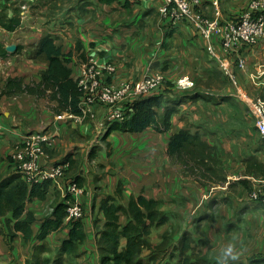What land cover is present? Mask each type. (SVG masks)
Segmentation results:
<instances>
[{
    "label": "crops",
    "instance_id": "crops-1",
    "mask_svg": "<svg viewBox=\"0 0 264 264\" xmlns=\"http://www.w3.org/2000/svg\"><path fill=\"white\" fill-rule=\"evenodd\" d=\"M198 1L195 10L212 19V0ZM161 4L162 0H0V10L8 18L15 11L20 14L16 30L8 32L0 27V41L4 42L0 48L6 51L0 57V82L10 77L39 82L48 63L25 54L49 35L68 60L73 79L91 57L115 64L117 72L108 80L115 86L148 73H162L163 86L143 98L159 99L160 117L173 110L167 132L152 128L139 133L114 130L103 138L108 125L102 131L98 124L105 120V106L94 105L90 116L72 121L65 113L54 114L48 106L54 104L47 99L25 94L0 97V180L16 173L10 155L24 135L57 130V143L43 161L50 165L67 162L66 177L77 179L84 190L79 241L70 237L72 223L66 219L58 230L39 239L43 221L53 218L57 205H64L62 192L51 184H47L43 200L34 198L25 205L22 219L27 214L33 217L30 239L17 233L9 244L4 237V218L0 217V264H26L40 241L57 249L67 240L79 244L74 264H97L96 226L104 222L101 202L114 197L126 206L131 196L138 195L160 201L159 210L167 216L175 215L182 222L193 220L188 227H200L204 240L199 252L214 264L221 249L230 243L236 258L228 264L264 261V200L250 199L257 181L264 179V141L251 112L238 102L233 85L207 54L199 32L187 22L161 16ZM246 5L247 0H220L221 22L233 18ZM10 46L23 49L9 52ZM239 57L246 67H233L236 82L246 93L257 96L264 84V39L255 47L233 52L230 63ZM183 79L192 86H179ZM181 130L197 133L204 143L216 148L224 184L202 187L167 155L170 137Z\"/></svg>",
    "mask_w": 264,
    "mask_h": 264
},
{
    "label": "trees",
    "instance_id": "trees-1",
    "mask_svg": "<svg viewBox=\"0 0 264 264\" xmlns=\"http://www.w3.org/2000/svg\"><path fill=\"white\" fill-rule=\"evenodd\" d=\"M19 25V11H15L11 18H8L3 10L0 12L2 29L12 32ZM31 49L28 53L29 59H42L48 63L47 68L41 73L40 81L25 83L21 77L7 78L0 82V97L10 98L25 94L37 99H47L54 104L51 108L54 114L68 113L80 116L79 88L72 77L68 60L62 55L61 49L54 44L53 37L45 36ZM19 50L21 47H17L16 51ZM5 55L6 51L0 48V57ZM129 106L131 111H128L127 117L121 122L110 124L103 138L114 130L128 133H139L148 128L159 133L168 131L173 110L165 111L160 117L157 112L160 101L157 97H142ZM166 153L182 166L186 176L196 180L202 187L222 185L226 181L216 148L204 143L197 133L192 134L187 130H181L172 135L167 144ZM47 184L28 186L17 173L0 180V217L4 218L7 242H10L17 233H21L25 240L32 237L33 217L27 214L22 219L25 205L34 198L43 200ZM160 204V201L148 199L143 195L131 196L126 206L116 204L114 197H106L101 202L100 211L104 218L98 240V249L103 254L100 259L101 264L108 262L143 264L144 251H150V254L146 256L148 261L155 260L152 254L155 250L161 252L163 245L153 246L150 241L151 233L153 229L163 227L168 222L167 214L159 210ZM121 215L126 218L124 224L120 221ZM65 216L64 205H57L53 211V218L43 221L39 239L44 240L52 231L58 230ZM80 227L79 222L73 224L71 238H75L74 231H80ZM121 240L124 241L122 248ZM198 243L201 247L204 242L199 240ZM184 247L189 249V244H185ZM201 257L203 264L215 263L204 256ZM253 263L264 264V261Z\"/></svg>",
    "mask_w": 264,
    "mask_h": 264
},
{
    "label": "built area",
    "instance_id": "built-area-1",
    "mask_svg": "<svg viewBox=\"0 0 264 264\" xmlns=\"http://www.w3.org/2000/svg\"><path fill=\"white\" fill-rule=\"evenodd\" d=\"M198 0H162L158 13L172 22H187L195 28L205 42V50L217 64L221 73L228 78L234 87V96L240 104L245 105L254 120V126L264 141V84L257 96L246 93L236 82L233 67L243 70L245 60L236 58L232 65L229 56L241 48H251L264 39V0H247L245 9L230 20H220V0H212L214 16L212 19L203 17L195 10ZM117 72L113 62H99L89 58L81 66L74 78L80 91L79 108L81 115L65 113L72 121L82 120L92 114V106L102 105L108 111L105 120L98 124L103 131L113 122H121L127 117L133 102L160 89L164 84L162 73H148L134 82H123L117 86L108 82ZM179 86L191 87V83L180 80ZM126 104L125 106L122 104ZM0 123V131H1ZM57 131V130H56ZM56 131L47 130L31 132L23 136L21 142L10 155L14 171L28 185L52 183L63 194L65 219L74 224L81 222L84 208L81 198L83 187L77 179L66 177L67 162L57 164L44 163L48 150L57 143ZM252 200H264V179L257 181L256 188L250 193Z\"/></svg>",
    "mask_w": 264,
    "mask_h": 264
},
{
    "label": "rangeland",
    "instance_id": "rangeland-1",
    "mask_svg": "<svg viewBox=\"0 0 264 264\" xmlns=\"http://www.w3.org/2000/svg\"><path fill=\"white\" fill-rule=\"evenodd\" d=\"M0 44H4V42L0 41ZM21 49H23V47H21ZM31 50H32L31 48L27 49L25 54L27 58H28V53L31 52ZM7 70L9 69L7 68ZM48 106L49 109L52 111L51 109L52 106L51 105ZM48 184L53 185L52 183H48ZM116 204H120V201H117ZM120 221L122 224H124L126 222V218L123 215H121ZM188 222L193 223L194 221L191 219L188 220L185 219V221L182 222V220L179 217L175 215H168L167 224L163 227L153 229L150 236V241L153 244V246H157L159 244L163 245L162 251L161 252L157 250L154 251L152 255L155 257V260L153 261H148L146 257L150 254V251H144L142 257L143 264H203L202 257L200 256V252H199L200 246L198 245L199 244L198 241L203 240L201 229L196 225H194V227L192 228H189ZM96 227H97V231L100 233L103 224L101 225L99 223L97 224ZM76 233L78 234L74 235V237L76 240L78 239L77 241H79L80 237L82 236L79 234L80 231H77ZM4 237L5 239H7L6 229L4 232ZM13 239L11 240V242L13 241ZM11 242H9V244H11ZM39 243L40 245L34 247L30 257L28 258L29 260L26 264H72V263L74 264V261H76L75 251L77 246L79 245L77 244V242L74 243L71 240H67L61 247L57 249L56 248L53 249L51 244L49 245L42 241H40ZM184 243L189 244V249H186L184 247L185 245ZM123 246H124V241L121 240V248ZM98 248H99V244L97 242V251L99 254V260L97 264H101L100 259L103 257V254L99 251ZM64 250L67 252V256L64 255L63 252ZM71 251L74 252L71 253ZM68 253L69 254L71 253L70 255L71 257H69ZM106 264H112V263L108 262ZM249 264H254V263H249Z\"/></svg>",
    "mask_w": 264,
    "mask_h": 264
},
{
    "label": "clouds",
    "instance_id": "clouds-1",
    "mask_svg": "<svg viewBox=\"0 0 264 264\" xmlns=\"http://www.w3.org/2000/svg\"><path fill=\"white\" fill-rule=\"evenodd\" d=\"M235 258L234 245L230 243L221 249L220 255L217 257V264H228L230 259Z\"/></svg>",
    "mask_w": 264,
    "mask_h": 264
},
{
    "label": "water",
    "instance_id": "water-1",
    "mask_svg": "<svg viewBox=\"0 0 264 264\" xmlns=\"http://www.w3.org/2000/svg\"><path fill=\"white\" fill-rule=\"evenodd\" d=\"M15 49H16V47L10 46V47L7 48V51L13 52V51H15Z\"/></svg>",
    "mask_w": 264,
    "mask_h": 264
}]
</instances>
